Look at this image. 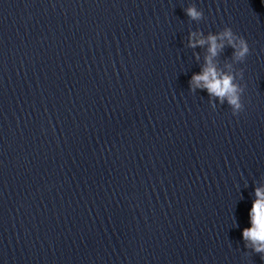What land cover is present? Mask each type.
Listing matches in <instances>:
<instances>
[{
    "label": "clouds",
    "instance_id": "obj_1",
    "mask_svg": "<svg viewBox=\"0 0 264 264\" xmlns=\"http://www.w3.org/2000/svg\"><path fill=\"white\" fill-rule=\"evenodd\" d=\"M190 20L200 21L204 18L202 9L192 4L183 9ZM207 45V56L205 66L200 73L194 74L190 86L206 89L209 96L216 97L221 103L227 101L234 116L244 111L245 105L242 101L244 86L236 82L237 76L243 79V69L238 73L224 72L218 70L215 58L225 48L233 49V59L237 62H244L250 54V47L247 40L236 34L231 27H224L219 33H209L206 37L202 32H192L189 35V46L197 47ZM229 69L231 65L227 66ZM256 199L252 203L249 212L251 227L243 229L242 236L245 241V248L264 257V187L255 189Z\"/></svg>",
    "mask_w": 264,
    "mask_h": 264
}]
</instances>
